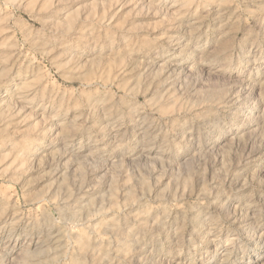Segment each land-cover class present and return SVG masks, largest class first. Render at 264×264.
Returning <instances> with one entry per match:
<instances>
[{
  "label": "clouds",
  "instance_id": "9594fccd",
  "mask_svg": "<svg viewBox=\"0 0 264 264\" xmlns=\"http://www.w3.org/2000/svg\"><path fill=\"white\" fill-rule=\"evenodd\" d=\"M0 264H264V0H0Z\"/></svg>",
  "mask_w": 264,
  "mask_h": 264
}]
</instances>
